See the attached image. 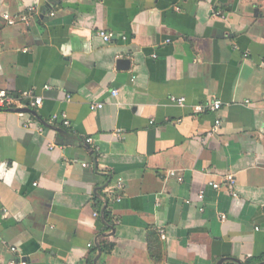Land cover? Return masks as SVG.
Returning a JSON list of instances; mask_svg holds the SVG:
<instances>
[{
	"label": "crops",
	"instance_id": "obj_1",
	"mask_svg": "<svg viewBox=\"0 0 264 264\" xmlns=\"http://www.w3.org/2000/svg\"><path fill=\"white\" fill-rule=\"evenodd\" d=\"M1 89L0 264L264 262V0H0Z\"/></svg>",
	"mask_w": 264,
	"mask_h": 264
},
{
	"label": "built area",
	"instance_id": "obj_2",
	"mask_svg": "<svg viewBox=\"0 0 264 264\" xmlns=\"http://www.w3.org/2000/svg\"><path fill=\"white\" fill-rule=\"evenodd\" d=\"M4 17L7 18L8 20H10L11 22H13V20L10 19L9 14H4ZM99 34L102 36L103 40L105 41H109L111 38V34L108 33L105 30H101L99 32ZM48 87V86H46ZM117 92L114 93V95H116ZM172 101H174L175 103L183 106L185 105V97L183 96H173ZM43 104V99L41 96H34L31 93H27L25 92L22 95H15L13 93H11L10 91L6 90V89H1L0 90V112L1 111H8V110H17L18 108H25V107H35V106H41ZM103 104H94L93 108H102ZM30 107V108H31ZM222 107V102L218 99L216 100H211L209 102H206L204 104H199L196 105L194 107V110L196 112H210V113H217ZM18 112L20 117H24L25 116V112L24 111H16ZM53 119L54 120H59L62 121V123L64 125H70V121L68 119V116L66 113H62V114H55L53 115ZM220 119H216L215 121V130L220 126ZM24 125L26 127L30 126V121H25ZM42 129V127L40 128ZM88 141H91V139L89 138ZM224 182L226 183L232 190H231V194L235 197L238 196V193L235 191L234 186H235V178L232 174H229L227 176H225L224 181L218 180V181H210V185L215 188V189H219L221 186V183ZM118 191H113L109 194V199H120L121 195L120 192L123 190V184L122 181H119L118 184ZM204 191L202 190L199 194H198V198L199 199H203L204 198ZM223 219L226 218V215L223 214L221 216ZM11 250L13 252H17V247L13 246L11 248ZM8 264H31L29 261H27L26 259L19 257V258H12Z\"/></svg>",
	"mask_w": 264,
	"mask_h": 264
},
{
	"label": "trees",
	"instance_id": "obj_3",
	"mask_svg": "<svg viewBox=\"0 0 264 264\" xmlns=\"http://www.w3.org/2000/svg\"><path fill=\"white\" fill-rule=\"evenodd\" d=\"M94 201V206L97 210L101 212L102 210V201L98 196H95L93 198ZM109 202V198H108ZM104 219L106 222V228L112 227L115 224V220L112 217V213L108 207V205L104 208ZM148 243H149V252L152 260L156 262L157 264H160V261L162 259V249H161V244L159 243L157 233L153 230L150 231L148 235ZM101 248L103 253H109L113 250L114 248V243L109 242L106 237H102L101 239ZM95 249H93L92 254L89 256L86 264H94V256H95Z\"/></svg>",
	"mask_w": 264,
	"mask_h": 264
},
{
	"label": "water",
	"instance_id": "obj_4",
	"mask_svg": "<svg viewBox=\"0 0 264 264\" xmlns=\"http://www.w3.org/2000/svg\"><path fill=\"white\" fill-rule=\"evenodd\" d=\"M125 60H122V63H124ZM16 111H24V112H30V113H33L35 116L38 117V113L36 110L32 109V108H29V107H25V108H18ZM261 264H264L261 263Z\"/></svg>",
	"mask_w": 264,
	"mask_h": 264
}]
</instances>
